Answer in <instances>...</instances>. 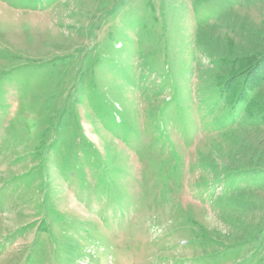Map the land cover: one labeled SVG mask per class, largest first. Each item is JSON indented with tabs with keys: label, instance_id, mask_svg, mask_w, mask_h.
I'll use <instances>...</instances> for the list:
<instances>
[{
	"label": "rangeland",
	"instance_id": "1",
	"mask_svg": "<svg viewBox=\"0 0 264 264\" xmlns=\"http://www.w3.org/2000/svg\"><path fill=\"white\" fill-rule=\"evenodd\" d=\"M261 53L264 0H0V264H264Z\"/></svg>",
	"mask_w": 264,
	"mask_h": 264
},
{
	"label": "trees",
	"instance_id": "2",
	"mask_svg": "<svg viewBox=\"0 0 264 264\" xmlns=\"http://www.w3.org/2000/svg\"><path fill=\"white\" fill-rule=\"evenodd\" d=\"M231 65L229 72L218 81L225 101L231 105L244 102V110L249 116L259 114L264 121V100H258L255 95L248 96L249 90L264 78V53L239 56Z\"/></svg>",
	"mask_w": 264,
	"mask_h": 264
}]
</instances>
